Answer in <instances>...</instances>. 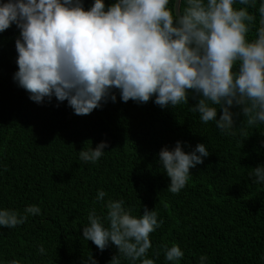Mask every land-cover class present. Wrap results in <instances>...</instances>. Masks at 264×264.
I'll return each mask as SVG.
<instances>
[{
  "label": "trees",
  "instance_id": "obj_1",
  "mask_svg": "<svg viewBox=\"0 0 264 264\" xmlns=\"http://www.w3.org/2000/svg\"><path fill=\"white\" fill-rule=\"evenodd\" d=\"M174 2L0 0V264H264V59Z\"/></svg>",
  "mask_w": 264,
  "mask_h": 264
},
{
  "label": "water",
  "instance_id": "obj_2",
  "mask_svg": "<svg viewBox=\"0 0 264 264\" xmlns=\"http://www.w3.org/2000/svg\"><path fill=\"white\" fill-rule=\"evenodd\" d=\"M180 3L181 0H175L174 2V14L176 18L181 22V24L187 28L190 29L194 34L197 36L199 40H201L206 46L213 49L216 53H218L223 58L229 60V61H238V60H245V59H252V60H263L264 59V53L263 54H248V55H240V56H230L227 53L223 52L221 49L216 47L213 43L209 42L203 35L199 33V31L194 28L189 22L185 21L179 12L180 9ZM260 28L262 32L264 33V16L260 20Z\"/></svg>",
  "mask_w": 264,
  "mask_h": 264
},
{
  "label": "bare ground",
  "instance_id": "obj_3",
  "mask_svg": "<svg viewBox=\"0 0 264 264\" xmlns=\"http://www.w3.org/2000/svg\"><path fill=\"white\" fill-rule=\"evenodd\" d=\"M182 7V6H181Z\"/></svg>",
  "mask_w": 264,
  "mask_h": 264
}]
</instances>
